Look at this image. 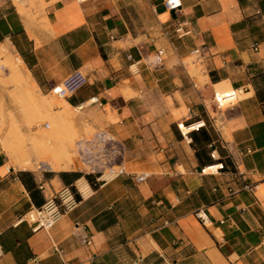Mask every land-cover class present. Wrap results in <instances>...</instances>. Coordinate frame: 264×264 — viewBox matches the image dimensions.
Here are the masks:
<instances>
[{"label": "crops", "instance_id": "1", "mask_svg": "<svg viewBox=\"0 0 264 264\" xmlns=\"http://www.w3.org/2000/svg\"><path fill=\"white\" fill-rule=\"evenodd\" d=\"M35 2L0 0V46L37 91L88 76L58 109L98 97L83 117L123 143L128 175L34 230L25 215L85 171L18 168L0 141V264H264V0H182L179 12L161 0ZM225 86L238 97L218 107ZM239 169L257 193L228 191Z\"/></svg>", "mask_w": 264, "mask_h": 264}, {"label": "built area", "instance_id": "2", "mask_svg": "<svg viewBox=\"0 0 264 264\" xmlns=\"http://www.w3.org/2000/svg\"><path fill=\"white\" fill-rule=\"evenodd\" d=\"M163 6L168 11L179 12L182 8V0H161ZM179 37H184L191 33L186 22L179 23L175 29ZM158 55H163V51L159 50ZM128 59L132 60V55H128ZM162 59H157L156 62H161ZM139 62L132 64L133 71L137 72V65ZM89 83L88 76L81 70H76L71 73L62 83L53 88V93L60 98H68L73 96L78 90ZM224 97V96H223ZM238 94L236 91L224 97L225 100H230L229 104L237 100ZM214 100L218 107H222L223 101L217 93ZM98 105L103 106V103L98 97H91L86 102L79 105V110H85L89 107ZM49 127V124H46ZM79 152L81 153V161L85 166L84 175L75 181L70 186H65L58 192L50 196L46 202L38 208L29 211L25 216L28 222L33 225L34 230L51 229L57 221L64 215L70 213L80 203V200L89 198L93 194L95 187L108 184L122 176L128 175L126 168L125 148L123 143L114 135L108 133L106 130L98 131L90 141H79ZM250 151V150H248ZM212 157L216 158L215 150L212 152ZM209 167L202 169L203 174H214L219 171V167L215 171H207ZM7 172H11V167L6 168ZM92 176V180L90 178ZM148 174L144 173L136 176L137 182H143L148 178ZM240 186L237 189L229 188L231 194L246 190L257 193L258 184H251L247 182L245 173L238 170ZM85 186V189L82 187ZM43 190L44 187L40 186ZM197 217L206 226L210 223V219L203 209L196 212ZM79 227V226H78ZM80 235V234H79ZM81 236V235H80ZM83 244H91V239L83 235L81 236ZM141 259H136V264ZM167 264V263H166Z\"/></svg>", "mask_w": 264, "mask_h": 264}, {"label": "rangeland", "instance_id": "3", "mask_svg": "<svg viewBox=\"0 0 264 264\" xmlns=\"http://www.w3.org/2000/svg\"><path fill=\"white\" fill-rule=\"evenodd\" d=\"M29 2H31L32 5L36 3L35 0H15L17 6L21 9L23 5L28 4ZM5 51L6 50H0L3 54L0 53V141L11 161V164L23 169L19 164L18 159L22 157L20 156L21 153H23L21 155L28 153L29 156H31V159H33V165L29 170L33 172L49 171L51 167L49 168L46 163L44 164V162H41L43 159L45 160L48 158L47 155L49 153H44L46 155L42 156L43 153L39 151L37 152L34 144L37 141L38 143H42L41 145H37L39 147H42V145L45 147L53 146L55 148L59 146L64 148V150H70L69 152L74 159L72 158L73 164L69 166V169L74 168V165H78V163H81V166L84 169L85 166L81 161V153L79 152L78 147L79 141H90L98 131L104 130V128L97 129L94 124H90L83 117L87 114L88 110L92 109L94 106L85 110H79L77 107L75 109L71 108L69 110L71 117L66 121H62L59 118L62 109L59 111L58 108L63 106L61 102L64 98H60L53 93L37 91L42 97L39 96L40 100H43L44 98L48 99L52 95L49 100L53 102V107H46V109L45 107L38 106L37 102L27 95V91H22L20 87H24L23 84L20 85L21 82L18 83V81L15 82L16 79L13 77L12 73L14 71V66H19V70L21 67V64L18 63L16 59L18 55H13L9 49L7 52ZM7 54L11 55L12 58ZM6 55L11 59H8ZM6 59H8L9 62L11 60L13 62L11 61L10 63H7L8 61ZM22 94H24L25 97H23L24 95ZM30 98L31 100H29ZM228 104L229 103L226 105ZM95 109L99 111L101 110L99 107H95ZM2 117L3 120H1ZM71 118L73 123L69 121ZM46 124H49L48 128L46 127ZM21 147L25 151L21 149L22 152L19 153ZM90 178L92 179V176H90Z\"/></svg>", "mask_w": 264, "mask_h": 264}, {"label": "bare ground", "instance_id": "4", "mask_svg": "<svg viewBox=\"0 0 264 264\" xmlns=\"http://www.w3.org/2000/svg\"><path fill=\"white\" fill-rule=\"evenodd\" d=\"M9 45V44H8ZM3 46V44L0 46V50L2 51H4V50H6L5 52H7V48L6 47H2ZM9 47H10V45H9ZM1 53V52H0ZM2 54V53H1ZM9 54H11V53H9ZM9 54H7V55H9ZM3 55V54H2ZM1 55V56H2ZM6 55V57H8ZM11 58H12V56L11 55H9ZM11 58H9L8 57V59H11ZM8 59H6L7 61H8ZM17 62L18 63H22V60H21V58L18 56L17 58ZM2 60V59H1ZM12 61V60H11ZM10 61V62H11ZM5 62V61H4ZM9 61L7 62V63H10ZM13 62V61H12ZM17 63V64H18ZM12 64V63H11ZM9 65V64H8ZM16 65V64H15ZM4 66V65H3ZM13 66H14V63H13ZM6 67H10V66H6ZM19 66H17L16 65V67L14 66V71H13V77H14V79H16V81L15 82H17L18 81V83L19 82H21L20 83V85L21 84H23V86L24 87H20L21 89H22V91L23 90H25V91H27L28 92V94L27 95H29L30 97H32V99H34L36 102H37V104H38V106H41V107H45V109H46V107H53V102L51 101V100H49L50 98H51V96H50V98H48V99H46V98H44L43 100H40V98H39V92H37V88L36 87H34L33 86V84L31 85L26 79H24L21 75V73H20V70H19V68H18ZM6 69V68H5ZM25 71H27V69L25 70ZM10 72H12V71H10ZM29 73V72H28ZM11 75V74H10ZM29 79V78H28ZM39 91V90H38ZM232 89L230 88V87H226L225 86V88L224 87H222V88H219V96L220 97H222V103H229L228 101H230V100H225V99H223L224 97H226V96H228V95H230V93H232ZM26 92V93H27ZM41 94V93H40ZM20 95V94H19ZM22 95H24V94H22ZM26 95V96H27ZM224 96V97H223ZM23 97H25V95L23 96ZM41 97V96H40ZM17 98V97H16ZM42 98V97H41ZM46 99V100H45ZM29 100H31V98L29 99ZM33 103V102H32ZM35 103V102H34ZM61 104H63V105H65V101L63 100L62 102H61ZM27 107V106H26ZM71 108H70V106L67 104L66 105V108L64 107V109H62L61 111H60V115H59V118L62 120V121H66V120H68L71 116H70V110ZM72 109H74V108H72ZM47 110H48V108H47ZM57 118V117H56ZM1 120H3V117H2V119ZM71 123H73V121H72V118H71V120H69ZM62 123H64V122H62ZM65 124V123H64ZM198 126V125H197ZM195 128V127H194ZM182 129L185 131V132H188L190 129H191V127L190 128H187V127H185L184 125H182ZM46 133V132H45ZM33 137H35V136H33ZM90 137V136H89ZM41 139V138H40ZM38 140V139H37ZM64 140V139H63ZM39 141V140H38ZM33 143V142H32ZM50 143V142H49ZM35 144V149L37 150V152L39 151V152H41V153H43V155L42 156H44V155H46V154H48L47 156H48V158H50V159H43V161H41V162H44V164L46 163L47 165H49L52 169H57V170H66V171H68L69 170V166H71L72 164H73V157L71 156V154H70V150L68 151V150H64V148H62V147H48V146H44V145H42V147H39V146H37V145H41L42 143H38L37 141H36V143H34ZM24 148V147H23ZM21 149H22V147L20 148V151H19V153L20 152H22L21 151ZM23 151H25L24 149H22ZM64 150V151H63ZM17 153V152H16ZM44 153H46V154H44ZM21 154H23V153H21ZM20 154V156H22V157H20L18 160H19V164L22 166V168L23 169H26V170H28V169H30L31 168V166L33 165V159H31V156H29V154L28 153H26L25 155H21ZM19 156V155H18ZM40 156V155H39ZM46 156V157H47ZM50 156V157H49ZM52 156V157H51ZM16 157V156H15ZM45 157V158H46ZM73 158V159H72ZM75 164V163H74ZM218 166L217 165H214V166H211L210 168H208V170L207 171H215L216 170V168H217ZM71 168V167H70ZM83 189H85V186H83L82 187Z\"/></svg>", "mask_w": 264, "mask_h": 264}]
</instances>
